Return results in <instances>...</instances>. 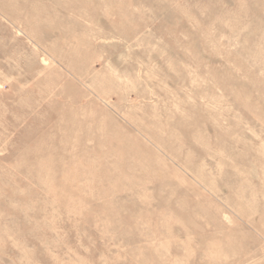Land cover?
I'll list each match as a JSON object with an SVG mask.
<instances>
[{
    "label": "rangeland",
    "instance_id": "374dc122",
    "mask_svg": "<svg viewBox=\"0 0 264 264\" xmlns=\"http://www.w3.org/2000/svg\"><path fill=\"white\" fill-rule=\"evenodd\" d=\"M0 264H264V0H0Z\"/></svg>",
    "mask_w": 264,
    "mask_h": 264
}]
</instances>
